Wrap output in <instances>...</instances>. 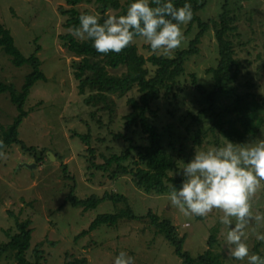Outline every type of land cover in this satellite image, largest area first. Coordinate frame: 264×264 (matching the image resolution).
I'll use <instances>...</instances> for the list:
<instances>
[{"label": "rangeland", "instance_id": "1", "mask_svg": "<svg viewBox=\"0 0 264 264\" xmlns=\"http://www.w3.org/2000/svg\"><path fill=\"white\" fill-rule=\"evenodd\" d=\"M126 1L120 0L121 5ZM205 1L208 4L203 5L198 16L210 28L198 45V53L182 62V74L172 91L162 90L160 98L150 102L147 112L175 160L176 167L169 172L173 180L182 179L177 173L192 159L195 150L223 146L229 141L221 128H237L235 143L264 139V0H229L230 17L237 16L233 20L236 30L227 31L224 39L232 45L236 62L227 75H221L223 81L219 84L209 70L218 67L214 25L220 20V1L226 0ZM101 5L99 0H89L79 4L77 10L89 11L100 19ZM61 8L69 9L67 0H0V25L12 33L26 56L39 48L41 69L48 78L47 82L39 81L31 92L25 110L32 113L18 130L22 144L5 147V155L0 156V244L8 243L9 235L18 232L17 220H32L27 258L33 262L42 257L41 264L84 260L82 264H113L114 257L124 250L134 257L135 264H182L174 247L153 225L152 218L156 216L170 221L179 237H186L184 250L193 258L206 253L214 235L216 244L212 251L220 255L224 264H249L247 258L235 260L229 255L225 240L229 227L219 221L222 210L214 208L205 216L181 210L168 197L170 182L163 194L146 193L132 175L121 174L124 165L136 169L134 156L124 165L114 163L106 171L99 170L106 159L121 155L129 146L150 142L141 123L127 127L133 113L130 101L142 105L143 94L136 86L123 97L102 95L91 88L79 93L80 81L75 72L81 58L63 46L61 36L71 31L65 27L68 17L62 15ZM109 13L116 16L119 11L110 9ZM188 23L182 25L181 44L168 54H157L159 57L177 59L179 52L189 49L199 29L194 26L188 33ZM77 37L85 39L84 35ZM134 43L139 54L146 58L153 55L142 39ZM146 66L153 74L156 68L150 63ZM31 70L28 66L16 68L0 50V81L21 90ZM108 71L121 77L127 68ZM233 77L236 78L230 81ZM240 104L254 106L251 115L255 113L263 119L260 126L246 129L240 114L235 112ZM18 114L8 94L1 95L0 129L9 128ZM79 136L88 138L90 145H85ZM182 147L184 151L180 150ZM110 194L123 196L127 202L107 200L89 211L82 206L73 207L76 200L86 201L94 196L102 199ZM249 203L252 219L245 229L246 243L250 254L257 247L264 256V240L257 239L264 235V180ZM129 208L138 220L124 219L116 226H102L81 238L99 215L117 214ZM257 216L261 219L256 220ZM36 251L41 253L36 256ZM0 264L16 263L6 254L0 256Z\"/></svg>", "mask_w": 264, "mask_h": 264}, {"label": "trees", "instance_id": "2", "mask_svg": "<svg viewBox=\"0 0 264 264\" xmlns=\"http://www.w3.org/2000/svg\"><path fill=\"white\" fill-rule=\"evenodd\" d=\"M99 1L102 4L101 18L98 19L99 23H103L106 18L105 13L110 15V9L119 11L116 15L117 17L126 14L127 8L131 2V0H127L125 5L122 6L120 0ZM84 2H89V0H67L69 9L61 8L62 15L68 17L65 24L66 29H73L71 33L61 36V40L64 43L63 46L70 53L74 54L75 57L81 58V61L77 64L75 72L76 80L80 81L79 93L84 94L87 88H91L99 90L102 95H119L120 97H123L134 90L135 86L138 87L143 94L141 98L142 105H139L135 100L130 101L133 113L128 117L127 127L141 123L144 133L148 134L150 139L148 145L137 147L129 146L121 155H113L110 159H106L104 165L98 166L99 170L106 171L114 163L124 165L131 160L132 156H134L137 158L134 162L136 169L133 171L130 170L129 166L124 165L121 174L132 175L137 185L146 193L151 194L155 192L163 194L168 191L166 185L168 182L172 183V186L176 185L179 187L182 179L173 180L169 177V172L173 171L176 167L173 155L168 151V148L163 145L162 135L159 133L158 128L152 123L147 112L149 110L148 107L150 102L158 100L162 90L167 93L172 91L176 84V79L182 74V62H184L186 58L198 53V45L204 34H206L210 28L209 25L201 21L198 13L204 9L203 5L208 3H206L205 0L203 2L189 0L192 8V19L188 23L189 28L187 32L189 33L192 28L196 26L199 29L198 33H196L194 39H192L189 49L179 52L177 59H166L162 56L159 57L154 53L150 49V46H147L146 48L149 51H152L153 55L146 58L142 54H139L138 46L134 41L120 53L109 52L107 54H102L97 52L92 46V41L86 36V34L84 35L85 39H79L74 34V28L79 26V16L82 13L90 14L89 11L80 12L77 10V6ZM172 2L175 6L181 7L185 0H172ZM150 4L153 7L156 6L152 3V0H150ZM220 7V20L219 22L216 21L214 25L219 46L218 67L209 70V73H213L214 77L217 79L218 84L223 81L221 75H227L236 62L234 59L235 53L233 47L224 39V34L230 30L233 32L236 30V27L233 26V20H237V16L230 17L231 11L229 10V0H226L225 3L220 1ZM211 21L213 22V20ZM218 26L220 27L218 28ZM0 50L10 58V61L16 68L28 66L32 69L26 76L21 90H18L13 85H8L0 81V96L8 94L10 102L16 107L19 113L9 128L0 129V142L3 144V150L10 145L22 144L18 139V130L23 121L30 117L29 115L32 113L25 110L31 92L39 81L47 82L48 78L41 69V59L37 55L39 48L36 49L34 53L26 56L16 44L12 33L2 25H0ZM147 63H150L153 66L152 68H156L153 74L151 69L147 68ZM121 67L127 68V73L121 77L111 75L108 71V68L118 70ZM235 78L236 77H233L230 81H233ZM252 107L254 108V106ZM252 107L240 104L235 109V112L240 114V122L243 123L249 131L260 126L261 122H263V119L256 117L255 113L251 115V113H253L251 112L253 110ZM211 110H213V107ZM236 129L237 128H229L225 131L221 128V131L229 141L235 143L234 136H239ZM243 137L244 136H240V138ZM80 138L85 145H90L88 138L83 136ZM197 143H200L199 139L197 140ZM23 147L27 151H35V148ZM180 150L184 151L185 148L182 147ZM91 153H94V149H91ZM135 153L136 155H134ZM92 156H94V154ZM107 200L113 203L121 201L127 202V199L123 196L110 194L105 195L102 199L94 196L86 201L76 200L73 203V207L78 208L79 206H82L85 211L94 210ZM124 219L138 220L139 217H137L130 208L127 211L121 210V212L117 214L99 215L93 221L88 231L81 234V238L102 226H116L119 221ZM152 221L157 232L164 236L174 247L175 254L182 260V264H224L220 255L214 254L212 251L216 244V237L214 235L210 237L209 249L206 253L200 257L193 258L189 252L184 250L186 237H179L176 228L170 223V221L160 220L156 216L152 218ZM31 225L32 220H26L24 222L17 220L16 227L18 232L9 235L10 240L8 243L0 244V256L10 254L16 264H41L42 257L37 258L35 262L27 258V253L31 248L33 235V229L30 228ZM40 253L41 251L38 253L36 251V256ZM253 253H259L257 247ZM85 262V260L81 262L76 261L73 264H82Z\"/></svg>", "mask_w": 264, "mask_h": 264}, {"label": "clouds", "instance_id": "3", "mask_svg": "<svg viewBox=\"0 0 264 264\" xmlns=\"http://www.w3.org/2000/svg\"><path fill=\"white\" fill-rule=\"evenodd\" d=\"M152 3L156 6H151L150 0H131L126 14L117 17L105 13L103 23L94 14L82 13L74 34H86L102 54L120 53L136 38L142 39L154 53L168 54L181 44V25L192 19L191 4L189 0L181 7L172 0H152ZM2 148L0 142V156L5 155ZM180 170L179 187L171 186L168 193L171 203L196 216H205L214 208L222 210L219 221L229 227L225 237L229 255L235 260L247 258L249 264H264V256L249 253L245 232L252 219L250 197L264 180V139L246 143L228 141L223 146L195 150L192 159ZM257 239L264 240V235ZM113 264H135V261L121 250Z\"/></svg>", "mask_w": 264, "mask_h": 264}]
</instances>
